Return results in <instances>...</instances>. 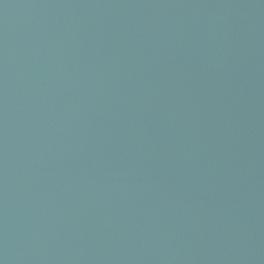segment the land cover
Here are the masks:
<instances>
[{
    "label": "water",
    "instance_id": "water-1",
    "mask_svg": "<svg viewBox=\"0 0 264 264\" xmlns=\"http://www.w3.org/2000/svg\"><path fill=\"white\" fill-rule=\"evenodd\" d=\"M0 264H264V0H0Z\"/></svg>",
    "mask_w": 264,
    "mask_h": 264
}]
</instances>
